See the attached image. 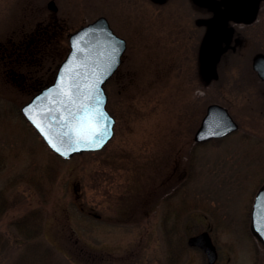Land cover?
<instances>
[{
  "label": "rangeland",
  "instance_id": "374dc122",
  "mask_svg": "<svg viewBox=\"0 0 264 264\" xmlns=\"http://www.w3.org/2000/svg\"><path fill=\"white\" fill-rule=\"evenodd\" d=\"M50 1L0 0V264L33 253L15 224L27 216L39 218L44 241L62 264H168V217L186 242L209 231L217 264H264L245 215L264 184V91H238V133L194 143L206 106L220 99L203 92L202 75L189 61L204 38L199 18L211 11L191 0H54L53 11ZM101 16L127 45L105 84L114 137L101 151L63 160L23 118L35 90L13 72L55 73L70 51L69 34ZM38 25L50 28L49 42L30 45L34 54L26 60L18 57L14 44ZM223 96L237 98L233 89ZM51 162L57 175L45 187L46 203L33 185L9 186ZM32 253L23 256L29 261ZM180 264L208 261L191 246Z\"/></svg>",
  "mask_w": 264,
  "mask_h": 264
},
{
  "label": "water",
  "instance_id": "95a60500",
  "mask_svg": "<svg viewBox=\"0 0 264 264\" xmlns=\"http://www.w3.org/2000/svg\"><path fill=\"white\" fill-rule=\"evenodd\" d=\"M48 7L57 11L54 1H50ZM222 15L223 11H218L217 17L211 23L203 55ZM69 44L70 51L60 64L54 83L41 90L22 107L25 119L48 148L63 159H70L83 152L102 150L113 138L116 120L107 110L108 97L104 84L120 66L127 46L126 40L113 31L104 16L71 33ZM261 75L264 77V73L261 72ZM94 109L104 113L99 123L107 129V135L90 141L80 139L77 133L87 134L86 117ZM237 128L238 125L228 110L213 104L208 107L194 140L203 143L222 138ZM52 144L60 151L52 147ZM252 230L264 246V185L254 203ZM188 244L201 248L210 264L217 260V251L208 232L190 237Z\"/></svg>",
  "mask_w": 264,
  "mask_h": 264
},
{
  "label": "flooded vegetation",
  "instance_id": "af4514ba",
  "mask_svg": "<svg viewBox=\"0 0 264 264\" xmlns=\"http://www.w3.org/2000/svg\"><path fill=\"white\" fill-rule=\"evenodd\" d=\"M195 1V5L208 8L212 14L207 13L202 18H199L200 27H205L203 33L204 38L203 41L201 40V42H199L196 54H194L195 48L191 50L193 55L190 52L189 61L192 64V70L202 75L203 92L209 93L212 90L215 94L217 92L216 95L220 97L219 101L212 102L206 106L204 116L207 114L209 106L217 104L227 109L238 125L236 131L220 138L221 140L232 134L238 133V130L242 127L241 117L238 115V91H264V77L261 75V72L264 73V0ZM215 10L223 11L222 19L210 36L205 56H203L204 43L211 27V21L216 17ZM39 25L36 30L28 34L30 36L29 38L14 44V50L16 51L15 53L18 54V57H25L26 60V57L28 58L30 55L34 54L33 50L29 48L30 45L40 42H44V44L49 42L50 35L48 29L50 28L48 27V29L44 28L40 30ZM56 72L57 71L54 73L51 68H48L45 70L43 78H39L35 75L27 77L26 74L22 72L14 71L13 73H15L16 78L19 80V84L23 85V87L29 86L35 90L34 94H36L38 91L53 83ZM206 75H209L207 80ZM13 79L15 78L13 77ZM231 89L236 92V101L230 100V96H223L224 92L226 95V92L231 91ZM205 99L206 98H202V100ZM262 102L263 99L261 100V105ZM262 108L261 111L264 113V106H262ZM250 109L253 110L252 107H250ZM244 116H246V114ZM213 140L219 139H212L202 144H207ZM261 186L256 189L255 192L253 191L252 197H250L252 199L250 209L248 208L249 212L248 209H245V215L247 230L251 236V244H255L254 242L256 241L257 246L261 245L263 247L252 231V212L255 199ZM225 227L224 225V228ZM216 250L219 257L217 247ZM217 261L215 264H217Z\"/></svg>",
  "mask_w": 264,
  "mask_h": 264
},
{
  "label": "trees",
  "instance_id": "16d2710c",
  "mask_svg": "<svg viewBox=\"0 0 264 264\" xmlns=\"http://www.w3.org/2000/svg\"><path fill=\"white\" fill-rule=\"evenodd\" d=\"M55 156V155H54ZM53 156V157H54ZM56 158V157H55ZM3 157L0 156V170L2 168ZM51 162L50 166L46 168L44 171L38 173H33L28 177H23L25 175H18L9 183V186L14 185L15 183L25 182L28 185H33L35 189L41 193L43 203L47 202V195L49 190L45 191V187L47 185H51L55 180V176L57 175L56 165ZM1 197V196H0ZM173 207V206H172ZM42 209V208H41ZM43 210V209H42ZM36 212H41V210H35ZM171 211V210H170ZM169 211V212H170ZM180 211V210H178ZM3 212L2 207H0V214ZM35 212V213H36ZM173 212V211H172ZM33 217V216H31ZM30 216L20 218L15 224L17 230L20 232L19 236L22 237L25 241L28 242V249H32L34 246L33 253L28 250V252L32 253L30 257L32 260H26L23 255L30 254L28 252H23L19 258L16 260H12L9 264H62L61 259L57 256L55 249L49 246L44 241L43 233L41 231V227L37 224L38 219ZM168 217L164 222V241L166 244V260H168V264H180L182 258L184 256V251L188 247L186 242V237L182 235V231L178 230V227L175 225L170 226ZM41 224V223H40ZM23 235V236H22ZM25 236V237H24Z\"/></svg>",
  "mask_w": 264,
  "mask_h": 264
},
{
  "label": "snow or ice",
  "instance_id": "6c2138e0",
  "mask_svg": "<svg viewBox=\"0 0 264 264\" xmlns=\"http://www.w3.org/2000/svg\"><path fill=\"white\" fill-rule=\"evenodd\" d=\"M104 117V113L99 111L98 109H94L92 114H89L86 117L87 124V134L77 133L80 139L88 140L94 139L96 137H101L107 135V129L102 127L99 123V120H102ZM39 127V125H37ZM43 131V130H42ZM51 143V141H49ZM52 147L56 148L55 144H52ZM57 151H60L59 148H56Z\"/></svg>",
  "mask_w": 264,
  "mask_h": 264
}]
</instances>
